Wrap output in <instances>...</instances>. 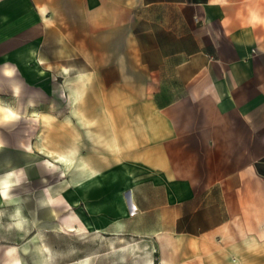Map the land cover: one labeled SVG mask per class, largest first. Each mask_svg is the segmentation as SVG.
Returning a JSON list of instances; mask_svg holds the SVG:
<instances>
[{"label": "crops", "instance_id": "crops-1", "mask_svg": "<svg viewBox=\"0 0 264 264\" xmlns=\"http://www.w3.org/2000/svg\"><path fill=\"white\" fill-rule=\"evenodd\" d=\"M59 79L67 121L98 130L50 150L6 102L42 109ZM0 112V264H60L33 240L70 225L65 264H108L125 236L154 264H264V0H0ZM78 160L100 173L82 189Z\"/></svg>", "mask_w": 264, "mask_h": 264}, {"label": "rangeland", "instance_id": "rangeland-1", "mask_svg": "<svg viewBox=\"0 0 264 264\" xmlns=\"http://www.w3.org/2000/svg\"><path fill=\"white\" fill-rule=\"evenodd\" d=\"M61 76V74H60ZM67 76V75H64ZM48 87V91L52 92V95L50 97L48 96L43 101L42 109H37V111L33 112L30 109L27 110L26 113L19 114L16 112V101L6 102L9 109L13 110L16 115H21L25 119V126H26V134H27V143H33L35 140V137L37 134H39L42 137V141L45 147L51 150V138H57L59 139V148L60 150H65V147H67L68 142H74L78 141L79 143H82L83 141V132L87 130V132L96 131L97 128H94L96 123L93 120V113L90 116L91 120H89V117L87 116V122L86 126L87 128L84 129L81 124H78L77 119L72 118L71 122L67 121L68 115L70 114L68 112V102L65 97V89L63 80H52V81H46L45 83ZM48 99V100H47ZM52 99V101H51ZM52 105L50 106V104ZM55 104H59L58 107ZM2 117L3 114L0 112ZM14 114V113H12ZM80 116L82 117L83 113L79 112ZM98 113H96L97 115ZM16 120V119H15ZM90 121V122H89ZM24 125V123H22ZM88 126H90L88 128ZM18 131V127H17ZM44 163H52L51 159L47 157H43ZM123 167H131V161H122ZM49 165V164H47ZM115 167L114 165H110V167L107 169ZM68 170V169H67ZM67 170L65 174H63L62 171L59 170L58 174H55L52 170L44 171V180L45 184L53 181H59L61 179H65L67 176ZM64 175V177H63ZM126 182V181H125ZM126 187V186H125ZM114 186H108L107 191L108 195L110 189H114ZM120 199L124 201L123 195H121ZM123 203V202H122ZM81 227V226H80ZM116 233H121L116 232ZM76 235V234H75ZM73 235V236H75ZM72 234H63L61 230H51L47 229L44 231V241L46 246V261L50 260L51 262H54L56 258L58 257L60 259V264H65L67 260L65 259V256L67 253L73 252V250L76 252L77 250H82V240H79V237H73ZM95 237V238H94ZM127 239L121 240V245L117 246H123L122 247V255L115 256L114 252H111L106 258V262L108 264H117L122 261L121 264H143V260L147 257L145 256V249L147 248L146 244L143 243L140 240L134 241L129 236H125ZM47 238H53L52 243L51 241L46 240ZM91 248L94 249L96 252L99 248L106 247L108 251L109 249L114 247V242L110 239H108L106 242L104 240H98L99 237L95 235L91 236ZM74 239V240H73ZM138 242V243H137ZM48 247V249H47ZM152 255H154L155 250L151 249ZM65 259V260H62ZM62 260V261H61ZM152 262H154V259H150ZM96 263L98 264V258L96 260ZM71 264V263H68ZM154 264V263H153Z\"/></svg>", "mask_w": 264, "mask_h": 264}, {"label": "bare ground", "instance_id": "bare-ground-1", "mask_svg": "<svg viewBox=\"0 0 264 264\" xmlns=\"http://www.w3.org/2000/svg\"><path fill=\"white\" fill-rule=\"evenodd\" d=\"M81 76H78L77 78H80ZM74 100V101H73ZM73 102L75 103L76 101V97L73 98ZM13 113V112H12ZM48 153V152H46ZM49 154V153H48ZM59 160L62 162L63 164V174H65L66 170L68 168H70V166L72 165V159H68L63 155L59 156ZM75 162V161H74ZM73 162V163H74ZM75 165L77 168L80 169V172L82 173L81 176L77 177V178H73L71 179L72 183L75 185L76 188L82 189L85 187V185L89 182V181H93L94 179H96L100 173L97 171H94L90 166H88V164H86V162H84L83 160H78L77 162H75ZM78 216V215H77ZM62 232H72L73 234L76 235H80L83 233L84 228L83 227H73V226H66L65 228H61ZM34 242H37V244L41 247V249H43V251H46V246L45 244H41V240L38 239V236H35ZM46 255H43V258H45ZM75 264H79V263H75ZM143 264H153V262L150 260V258L146 257L143 260Z\"/></svg>", "mask_w": 264, "mask_h": 264}, {"label": "clouds", "instance_id": "clouds-1", "mask_svg": "<svg viewBox=\"0 0 264 264\" xmlns=\"http://www.w3.org/2000/svg\"><path fill=\"white\" fill-rule=\"evenodd\" d=\"M5 120L10 119V114H5ZM15 176V172L13 173H6L4 177H0V185H2V194L5 198L8 197L9 189L12 186L10 181H12L13 177ZM15 183L19 184V179H16ZM19 212H17V217H19Z\"/></svg>", "mask_w": 264, "mask_h": 264}]
</instances>
